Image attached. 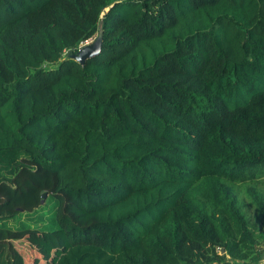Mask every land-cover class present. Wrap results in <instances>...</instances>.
<instances>
[{
    "label": "trees",
    "instance_id": "1",
    "mask_svg": "<svg viewBox=\"0 0 264 264\" xmlns=\"http://www.w3.org/2000/svg\"><path fill=\"white\" fill-rule=\"evenodd\" d=\"M100 21V53L65 58ZM262 243L264 0H0V264H258Z\"/></svg>",
    "mask_w": 264,
    "mask_h": 264
},
{
    "label": "rangeland",
    "instance_id": "2",
    "mask_svg": "<svg viewBox=\"0 0 264 264\" xmlns=\"http://www.w3.org/2000/svg\"><path fill=\"white\" fill-rule=\"evenodd\" d=\"M93 38L89 39L87 42L92 41ZM45 67L48 66H52L49 63L44 64ZM55 65V64H54ZM53 65V66H54ZM248 186H254L256 188H259L262 186V184L258 181H254V182H243L242 184L237 185V188L239 190V195L243 201V209L245 210V212L248 214V216L250 217L251 222L253 223V225L256 228V231L261 230V222H262V217L258 214V212L256 211V208L254 207V205L250 202V199L246 196V188ZM20 235V233H19ZM29 235L26 233H21L20 237L22 239H20L21 244L26 247L27 250V260L29 262L32 263V261H35L38 257H39V253H38V245L32 243L30 237H28ZM258 248L260 249V252L262 254V258L259 261L258 264H264V244H260L258 246ZM34 263V262H33ZM238 264H242V263H238Z\"/></svg>",
    "mask_w": 264,
    "mask_h": 264
},
{
    "label": "water",
    "instance_id": "3",
    "mask_svg": "<svg viewBox=\"0 0 264 264\" xmlns=\"http://www.w3.org/2000/svg\"><path fill=\"white\" fill-rule=\"evenodd\" d=\"M102 36H103V28H102V21H100L98 27V33L93 38V40L90 42L85 41L84 44L81 45L76 51L69 50L66 53L65 58H72L75 61L79 62L81 65H83L87 59L92 58L100 53ZM41 196H42L41 201H43V199L46 196V193L44 192ZM220 252L223 253L224 249H221Z\"/></svg>",
    "mask_w": 264,
    "mask_h": 264
}]
</instances>
